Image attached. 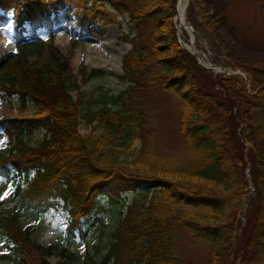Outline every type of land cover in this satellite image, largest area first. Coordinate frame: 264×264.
I'll return each instance as SVG.
<instances>
[{"label": "trees", "instance_id": "16d2710c", "mask_svg": "<svg viewBox=\"0 0 264 264\" xmlns=\"http://www.w3.org/2000/svg\"><path fill=\"white\" fill-rule=\"evenodd\" d=\"M175 4L0 0L13 24L11 49L0 54V96L15 95L19 112L28 101L37 105L30 114L0 117V237L16 249L11 264H264V68L227 62L243 76L201 66L178 43ZM63 7L72 13V27L84 33L127 13L129 29L121 38L129 47L118 74L127 85L109 94L112 105L83 111L69 93L66 56L50 39ZM41 26L48 40L36 35ZM77 71L81 81L103 72L83 65ZM146 87L177 100L187 163L152 147L144 112L133 99ZM81 126L89 130L80 132ZM36 129L43 130L41 137L30 143ZM153 180L160 185L141 186ZM126 190L134 194L120 203L102 244L84 242L73 250L61 241L38 242L24 218L27 210L44 212L61 203L72 230L100 197L116 199ZM181 228L207 243L206 259L181 261Z\"/></svg>", "mask_w": 264, "mask_h": 264}, {"label": "rangeland", "instance_id": "374dc122", "mask_svg": "<svg viewBox=\"0 0 264 264\" xmlns=\"http://www.w3.org/2000/svg\"><path fill=\"white\" fill-rule=\"evenodd\" d=\"M123 1L128 5L132 4V0ZM7 16L10 18V12L0 9V54L10 50L12 46L13 24L11 18ZM173 19L178 43L186 49L187 44H192L204 61L216 65L215 72L236 68L242 71L239 67H228L227 62L264 68V0H187L185 22L190 31L177 26L175 13ZM52 22L50 39L66 56L71 75L68 87L71 96L78 100L83 111L112 105L109 94L116 93L127 85L126 81L118 77L121 72V56L129 47V44L121 38L122 33L129 29L127 13H117L116 22H96L95 31L88 33L78 32L77 28L72 27L73 16L66 7L57 12ZM35 33L41 39L48 40L49 34L45 27H38ZM74 54L76 59H73ZM80 65H83L86 71L96 67L101 68L103 72L81 81L77 71ZM72 80L76 82L75 86ZM133 99L144 112V126L151 130L152 147L159 152L180 158L182 164L187 163V152L177 129V100L159 87H146L136 91ZM17 104L18 99L15 95L0 96V117L4 114H30L37 106L28 101L25 109L19 112ZM88 130L89 128L82 126L80 128V132ZM42 132V129L34 130L28 141L35 143ZM0 141H2L0 147L4 146L5 136L1 129ZM3 185L5 181L0 177V188ZM141 186L152 188L157 186V183L153 180ZM133 194L134 190H126L116 199L100 197L99 205L83 216L79 226L72 230L66 229L68 214L61 203L44 212L27 210L24 212V218L33 224L32 237L36 241L42 243L61 241L66 243L68 248L79 250L84 242L90 245L91 241L99 240L102 244L107 230L118 218L120 203H127ZM240 219L242 225V215ZM3 241L0 237V255L6 253L8 256L0 257V264H11L16 249L12 242L4 246ZM176 243L179 258L183 262L190 259L203 260L208 256L207 243L190 236L184 228L179 230ZM236 243L235 236L234 244L238 255L240 247ZM55 259L56 256H50L51 261ZM73 262L67 260L62 264H73Z\"/></svg>", "mask_w": 264, "mask_h": 264}, {"label": "bare ground", "instance_id": "6f19581e", "mask_svg": "<svg viewBox=\"0 0 264 264\" xmlns=\"http://www.w3.org/2000/svg\"><path fill=\"white\" fill-rule=\"evenodd\" d=\"M187 0H177L176 1V12H175V18L178 21L177 26L178 27H184L187 28V30L190 31L188 24L185 22V7H186ZM8 17V16H7ZM9 18V17H8ZM10 19V18H9ZM5 27V26H4ZM3 40V39H2ZM190 49L193 50V46L190 44H187ZM78 57V55H77ZM73 59H76V55L74 54ZM206 64L210 66H214L213 63L210 61H205ZM1 107V106H0Z\"/></svg>", "mask_w": 264, "mask_h": 264}, {"label": "water", "instance_id": "95a60500", "mask_svg": "<svg viewBox=\"0 0 264 264\" xmlns=\"http://www.w3.org/2000/svg\"><path fill=\"white\" fill-rule=\"evenodd\" d=\"M177 34V33H176ZM179 42V41H178ZM181 46H183V45H181ZM201 64V63H200ZM201 65H203V64H201ZM204 67H206V68H212V67H210V66H208V65H203ZM213 69V68H212ZM226 72H231V73H238V74H241V75H243L244 76V73L242 72V71H240L238 68H236V69H233V70H230V71H226ZM156 183H157V186H159L160 185V182L159 181H156Z\"/></svg>", "mask_w": 264, "mask_h": 264}, {"label": "snow or ice", "instance_id": "6c2138e0", "mask_svg": "<svg viewBox=\"0 0 264 264\" xmlns=\"http://www.w3.org/2000/svg\"><path fill=\"white\" fill-rule=\"evenodd\" d=\"M0 143H2V141H0ZM0 199H3V197H0Z\"/></svg>", "mask_w": 264, "mask_h": 264}]
</instances>
